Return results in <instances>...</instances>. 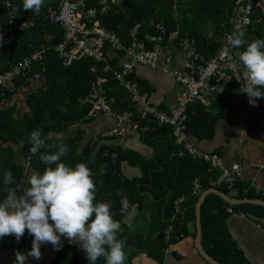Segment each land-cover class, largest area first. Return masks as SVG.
<instances>
[{
    "label": "trees",
    "instance_id": "obj_1",
    "mask_svg": "<svg viewBox=\"0 0 264 264\" xmlns=\"http://www.w3.org/2000/svg\"><path fill=\"white\" fill-rule=\"evenodd\" d=\"M11 1L15 7L20 8V11L16 13L17 21L34 18L37 20V26L29 31L11 32L8 37L4 38L3 45L0 47V73L9 70L12 65L18 64L39 51L42 46L52 49L62 40V31L44 19L47 14V3L44 2L37 15L31 10L25 12L22 8V0ZM238 1L117 0L109 11L103 15H97L92 23H96L98 27L105 30L116 32L126 41L131 27L141 25L139 34L140 38H144L146 34L159 36L160 32L156 25L160 24L166 30V38L169 32L177 31L179 37L193 40L202 56L211 59L222 49L227 32L233 27L232 21L236 17ZM254 11L252 22L246 27L244 36L247 43L256 39H264V15L258 7H255ZM6 24L7 16L0 12V25ZM165 41L163 43H166ZM245 47L246 45L238 48L236 56L238 52L240 54L244 51ZM117 57L116 55L111 59L110 63L113 66L117 65ZM237 58L239 59L238 56ZM90 66L98 68L93 60L75 61L70 67L65 68L58 54L54 50L49 51L44 66L33 65L31 75L19 77L15 81L16 84H22L35 72L44 74L47 80V87L44 91L28 96L27 103L31 112L24 114L20 119L14 116L15 108H1V104L10 97L11 92L0 91V200H3L6 195L7 188L12 186L4 185V173L10 171L13 179H21L23 175V167L17 163L16 151L10 146L11 144H23L21 154L26 159L29 149L32 148L30 141L32 131L39 130L42 136L47 137L46 143L51 145L54 144L53 135L55 133L68 129L76 122L85 121L90 108L82 103V99L88 93L90 82L93 79L89 72ZM229 85L238 87L236 83H229ZM260 90L264 91V88ZM108 92L111 97H115V106L119 111L132 113L133 119L139 122L140 128L149 127L147 132L139 131V134L143 143L154 149L153 158L147 160L136 152L125 151L122 148H97L99 137L95 141H89L82 148L84 138L82 132L67 136L56 145L67 144L70 149L68 154L62 158V162L73 167L83 162L90 169L96 186L97 202H111L110 210L113 213V219L121 223L118 237L124 241L125 264H132V260L139 253L162 261L167 247L164 240L165 230L170 224L173 225L170 241L172 245L187 234L189 220L187 213H192V207L187 208L184 223L180 216L175 219L174 216L178 214L175 201L184 195L187 200L181 208L185 207L189 200L194 203L197 198L190 197L192 179L198 177L202 190H206L209 188L208 180L213 179L218 172L200 159L191 156L179 158L178 152L183 148L182 145L175 143L172 127L140 120L126 91L119 88L115 81L110 82ZM257 101L262 112L255 113L264 117V99H257ZM187 118L186 125L189 135L199 138L211 137L212 124L215 119L200 102L195 101L188 107ZM45 151L46 149H40L30 163L36 172L43 173L45 167H48L39 159ZM124 162L140 169L142 177L133 180L125 178L121 172V165ZM235 186L241 190L247 188L243 181H239ZM147 192L152 194L157 201V212L154 223L150 225L146 233L138 227L137 223H132L129 227V223L125 222L127 213L121 211L120 201L123 197H127L131 206L138 205L142 209L144 199L142 193ZM213 198L220 201L218 196L209 194L201 206L202 214L205 213L207 204ZM247 206L253 205L235 208ZM253 207L264 214V207ZM211 210L212 208L207 213L209 217L203 214L201 218L202 245L207 250L208 256L218 264H238L237 260L230 262L228 255L231 254V249L227 246L228 244L222 239H217L222 234V230L219 229L217 218L210 214ZM191 218L193 219V214ZM31 240L32 237L27 231L19 242L14 236H6L0 238V250L12 247L16 252L27 255L31 251ZM235 257L241 261L244 260L241 254ZM87 263L89 261L82 250L76 251L70 246H64L56 264ZM96 264H105L104 258H99Z\"/></svg>",
    "mask_w": 264,
    "mask_h": 264
},
{
    "label": "crops",
    "instance_id": "obj_2",
    "mask_svg": "<svg viewBox=\"0 0 264 264\" xmlns=\"http://www.w3.org/2000/svg\"><path fill=\"white\" fill-rule=\"evenodd\" d=\"M10 2L13 4V7H15L11 0ZM44 2L48 4V13L52 1L44 0ZM14 14L16 16V13ZM16 22L19 23L21 21H17L16 18ZM7 25L8 20L6 25L0 26L6 27ZM4 38L5 37H3V41L0 42V47L3 45ZM165 56H170L171 58V63L168 66L169 69L181 70L183 68L185 56L175 45L168 44L164 48V54L161 61L162 67H165ZM135 77L139 81L142 89L149 93L151 102L159 109L168 112L175 107L176 98L183 92V87L175 83L174 80L164 74L161 69L151 70L148 67L138 66L136 68ZM226 86L227 89L225 91L208 96L210 99V105L205 106L200 103L215 119L212 124L213 131L211 137L199 138L189 135L186 131V143L199 154H216L225 168H230L234 165H241L242 177L240 181H243L247 185V188L241 190L236 186L230 187L226 182L222 185L211 187L209 182L216 179L220 170L216 169L211 163L206 162L201 158L193 157L208 164L210 168L217 171L218 174L213 179L208 180L209 188L200 191L197 195L190 193V197L197 198L194 203L189 200L185 207L181 208V206H179V208H177L178 210L176 211H178V214L174 216V218L177 219L180 216V219L184 223L186 221L185 212L187 208L192 207V213H187V219L189 216L187 222V234L170 246V253H167L165 249L162 261H157L152 257H148L144 253H139L138 256L132 260V264H209L204 260L201 254L202 250V253L209 257L207 250L202 245L201 218L203 214H206L205 216L209 217L207 213L211 208L212 210L210 214L217 218L219 229L222 230V234H220L217 239H222V241L227 243V246L231 249V254L228 255L230 262L237 260L238 264H264V214L257 210L256 207H253H264V205L251 202H264V169L261 167V165L264 164V117L248 110L245 98L242 95L239 86L234 87L229 84H226ZM46 87L47 80L44 74H42L40 78H29L22 84H16V82L8 84L7 91H10L11 95L4 100L3 104H1V108H15L14 116L16 119H20L24 114L31 112L27 103L28 96L35 92H42ZM117 126H119L118 122L113 117L106 114L99 115L94 119L86 117L85 121L76 122L68 129L60 133H55L53 135V141L54 144H60L65 137L75 135L77 132H82L84 137L81 144L82 148L89 143V141H95V139L99 137L100 139L96 145L97 148H122L125 151L130 150L136 152L147 160L153 158L154 149L144 144L141 135L127 125L122 126L125 129V134L122 137L106 138L102 136L105 131ZM172 136L175 138V143L177 145H182L183 149L179 152L183 151L185 147L184 144L179 143L173 133ZM10 146L15 148L17 163L23 167L22 178L13 179V184L11 186L13 187V190L20 191V187L27 186L22 183L23 178L28 173L35 170L32 165L22 157L21 151L23 144H11ZM121 172L123 176L129 180L140 179L142 177L140 169L129 166L127 162H124L121 165ZM194 180H197L201 186L200 179L194 177L191 181V187L193 186ZM211 189L217 190V193L211 192ZM205 192L207 193L200 204L198 213L200 224V240H198L196 204L201 195ZM209 194L218 196L220 201L214 198L211 199L207 204L208 207L206 208V211L204 210L205 213L202 214L201 206ZM19 195H22V193L17 192V196ZM142 195L144 196L142 203L143 208L140 209L138 205H135V216L131 221L126 217L125 222L130 224L137 223L138 227L145 230L147 233L150 229V225L154 223V217H156L157 201L153 198V195L148 192L142 193ZM181 197L185 199L183 202L184 204L187 197L184 195ZM228 198L234 200L236 203L231 204L227 202L228 200L225 199ZM244 205L253 206L235 208ZM191 214H193V219L191 218ZM61 242L62 248L60 251H55L51 244L41 245V258L36 260L32 257H28L25 264H56L64 246H70L76 251H81L76 244L69 242L63 237L61 238ZM198 247H200L201 250H199ZM15 253L16 251L12 247L1 249L0 264H14ZM238 254H241L244 259L243 261L235 257Z\"/></svg>",
    "mask_w": 264,
    "mask_h": 264
},
{
    "label": "built area",
    "instance_id": "obj_3",
    "mask_svg": "<svg viewBox=\"0 0 264 264\" xmlns=\"http://www.w3.org/2000/svg\"><path fill=\"white\" fill-rule=\"evenodd\" d=\"M52 4L44 19L62 31V40L52 49H41L14 64L9 70L0 73V91L5 92L8 84H13L19 77H28L33 73L32 67L35 64L44 66L47 53L55 51L67 68L75 61L93 60L97 67L90 66L89 72L93 76L90 82L88 93L82 99L84 105L89 106L87 118H96L106 114L113 117L119 126L105 131L103 137H122L125 134L124 125L139 133L147 132L148 126L140 128L139 122L133 119L132 113L119 111L115 106V97L108 92L110 82H116L119 88L126 91L131 103L134 105L138 118L142 121L169 125L173 128V135L179 143L184 144V150L179 152L180 158L186 155L201 158L209 162L216 169L220 170L215 180L209 182L211 187L222 185L225 182L234 187L242 177V166L234 165L225 168L216 154L202 155L189 144L187 138V110L195 101L208 106L210 105L209 95L225 91L226 84L236 83L240 91L247 86L248 81L244 79L243 68L236 56L238 48H233L229 37L234 33L246 34V27L252 22V15L255 7H258L264 15V0H239L236 8V17L232 21V29L227 32L225 43L218 54L207 59L202 56L193 40L181 38L177 31L169 32L166 38L165 28L157 24L160 35H144L140 38L139 30L141 25L131 27L128 32L127 41L119 37L116 32L105 30L92 23L97 15H103L116 4L117 0H51ZM10 0L0 2V12L7 15L8 25L0 26V35L8 37L11 32L30 30L37 26L36 19H27L16 22ZM91 24L89 25V22ZM167 40V41H165ZM166 43H163V42ZM168 44L175 45L185 56L181 70L169 69L170 56H165V67L161 66L164 48ZM121 54V55H119ZM118 56V64L113 66L111 59ZM138 66L148 67L151 70L161 69L164 74L171 77L175 83L183 87V92L176 98L175 107L171 111H165L155 106L150 99L149 93L142 89L135 77ZM45 72V69H43ZM41 73L35 72L32 77L40 78ZM31 77V78H32ZM250 112H262L259 102L255 106L248 103L246 93L241 92ZM4 94V93H3ZM29 149L26 161L31 163L38 151L33 153ZM264 169V164L261 165ZM202 187L197 180H194L191 194L197 195ZM184 198L180 197L175 201L176 210L182 206ZM173 225L170 224L164 232V240L167 244L166 251L170 253V241Z\"/></svg>",
    "mask_w": 264,
    "mask_h": 264
},
{
    "label": "clouds",
    "instance_id": "obj_4",
    "mask_svg": "<svg viewBox=\"0 0 264 264\" xmlns=\"http://www.w3.org/2000/svg\"><path fill=\"white\" fill-rule=\"evenodd\" d=\"M43 5L44 0H22L23 10L37 15ZM19 11L20 8L12 7L13 13ZM242 37L243 33H234L229 40L233 48L246 45L239 61L248 84L241 92L246 93L248 103L255 106L257 99H264V91L260 90L264 88V39L247 43ZM30 141L33 153L46 149L39 159L48 167L43 173H28L22 180L26 187H20V191L8 187L0 200V238L14 236L19 242L26 231L32 237L31 251L27 255L16 252L14 264H25L28 257L39 260L43 244H51L55 251H60L62 237L76 244L89 264H96L101 257L105 264H125L124 241L118 237L121 223L113 219L111 202H97L90 169L83 162L74 167L62 162L70 151L68 145H49L47 137L39 130L30 133ZM3 183L5 186L13 184L10 171L4 173ZM17 192L22 195L17 196ZM120 204L121 211L126 212L131 221L136 209L127 197H123Z\"/></svg>",
    "mask_w": 264,
    "mask_h": 264
},
{
    "label": "water",
    "instance_id": "obj_5",
    "mask_svg": "<svg viewBox=\"0 0 264 264\" xmlns=\"http://www.w3.org/2000/svg\"><path fill=\"white\" fill-rule=\"evenodd\" d=\"M211 192H215V193H217V190H215V189H211L210 190ZM206 193L207 192H205L204 194H202L201 195V197L199 198V200H198V202H197V204H196V212H197V218H198V220H197V234H198V240H200V224H199V215H198V213H199V207H200V204H201V202L203 201V198H204V196L206 195ZM224 197V196H223ZM224 198H226V197H224ZM225 200H228L227 202H229V203H231V204H235L236 202L234 201V200H231V199H225ZM252 203H255V204H261V205H264V202H261V201H251ZM199 248V250H201V248L200 247H198ZM201 254H202V256H203V258H204V260L205 261H207V263H209V264H217L215 261H213L212 259H210L209 257H207L206 255H204L203 253H202V250H201Z\"/></svg>",
    "mask_w": 264,
    "mask_h": 264
},
{
    "label": "rangeland",
    "instance_id": "obj_6",
    "mask_svg": "<svg viewBox=\"0 0 264 264\" xmlns=\"http://www.w3.org/2000/svg\"><path fill=\"white\" fill-rule=\"evenodd\" d=\"M239 53V52H238ZM237 53V56L239 57L240 54Z\"/></svg>",
    "mask_w": 264,
    "mask_h": 264
}]
</instances>
